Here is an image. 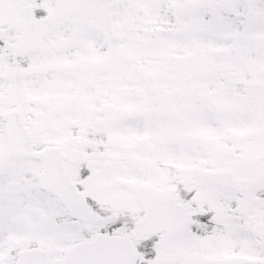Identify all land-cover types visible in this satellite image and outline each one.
Wrapping results in <instances>:
<instances>
[{"label":"snow or ice","instance_id":"1","mask_svg":"<svg viewBox=\"0 0 264 264\" xmlns=\"http://www.w3.org/2000/svg\"><path fill=\"white\" fill-rule=\"evenodd\" d=\"M0 264H264V0H0Z\"/></svg>","mask_w":264,"mask_h":264}]
</instances>
